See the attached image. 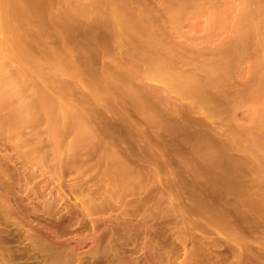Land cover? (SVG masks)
Returning <instances> with one entry per match:
<instances>
[{"label":"rangeland","instance_id":"rangeland-1","mask_svg":"<svg viewBox=\"0 0 264 264\" xmlns=\"http://www.w3.org/2000/svg\"><path fill=\"white\" fill-rule=\"evenodd\" d=\"M0 186V264H264V0H0Z\"/></svg>","mask_w":264,"mask_h":264},{"label":"bare ground","instance_id":"bare-ground-1","mask_svg":"<svg viewBox=\"0 0 264 264\" xmlns=\"http://www.w3.org/2000/svg\"><path fill=\"white\" fill-rule=\"evenodd\" d=\"M55 173V172H54ZM55 175V174H54ZM53 175V176H54ZM21 176H23V175H21ZM20 176V177H21ZM25 176V175H24ZM24 176L22 177V178H24ZM28 176V175H27ZM11 177V176H10ZM55 177V176H54ZM13 178V177H12ZM51 178V177H50ZM9 179V178H8ZM55 179H57V182L60 184V179H61V174L58 172V173H56V178ZM51 180H52V178H51ZM51 180H50V182H51ZM74 180H76V178H74ZM78 180V179H77ZM28 183V182H27ZM78 183H80L79 181L77 182V184H75L74 186H73V188L75 189L74 191H72L73 192V194L74 195H80L81 193V189L79 188V186H78ZM10 184V183H9ZM4 185V188H5V184H3ZM3 185H1L2 187H3ZM0 186V187H1ZM42 186V185H41ZM58 186V189H57V187L55 188V189H57L59 192L61 191V186L60 185H57ZM26 187V186H25ZM69 187V186H68ZM85 187V186H84ZM23 188V187H22ZM42 188V187H41ZM40 188V189H41ZM50 188H52V187H50ZM15 189V188H14ZM43 189V188H42ZM69 190H70V187L68 188ZM82 189H83V187H82ZM96 189V188H95ZM98 189V188H97ZM21 190V189H20ZM34 190V189H33ZM73 190V189H72ZM92 190H94V189H92ZM92 190H90V191H92ZM22 191V190H21ZM27 191V190H26ZM38 191H39V189H38ZM96 191V190H95ZM6 192H8L7 190H6ZM52 192V191H51ZM51 192H49L48 193V195H50V197L52 196L51 194H54V193H51ZM56 192V191H55ZM59 192L57 193L58 194V197H59ZM70 192H71V190H70ZM75 192V193H74ZM10 193V192H9ZM14 193V192H13ZM21 193H23V192H21ZM21 193H19L20 195H22ZM77 193V194H76ZM15 194V193H14ZM46 194V193H45ZM56 194V195H57ZM25 195H27V194H25ZM38 195V194H37ZM44 195V194H43ZM47 195V194H46ZM55 195V196H56ZM61 195V194H60ZM84 195H86L85 193H84ZM8 196V195H7ZM15 196H17V194H15ZM29 196V195H28ZM62 196V195H61ZM60 196V197H61ZM88 196L90 197V194H88ZM1 197H2V195H1ZM4 197V196H3ZM21 197V196H20ZM27 197V196H26ZM25 197V198H26ZM54 197V196H53ZM57 197V196H56ZM56 197H54V198H56ZM58 197H57V199H58ZM89 197H87V198H89ZM94 197V196H93ZM98 197V196H97ZM10 198V197H9ZM32 198V197H31ZM44 198H46L45 197V195H44ZM44 198H42V199H44ZM6 198L4 197V200H5ZM19 199V198H18ZM21 199V198H20ZM38 199V198H37ZM36 199V200H37ZM40 199H41V197H40ZM59 200H60V198H59ZM59 200H56L57 202H59ZM11 201H12V198H11ZM40 201V200H39ZM61 201V200H60ZM18 202V201H17ZM21 202V201H20ZM22 202H23V200H22ZM29 202V201H28ZM56 202V203H57ZM1 203V202H0ZM15 203V202H14ZM24 203V202H23ZM40 203V202H39ZM117 203V202H116ZM53 204V203H52ZM54 204H55V202H54ZM118 204V203H117ZM13 205V204H12ZM31 205V204H30ZM36 205V204H35ZM3 206V205H2ZM24 207L26 206V205H23ZM22 205H19L18 207H17V212L16 213H19L18 215H20V216H22V214H24V213H26V211L25 210H27L26 208H24ZM38 206V205H37ZM57 206H58V203H57ZM0 207H1V204H0ZM4 207V206H3ZM2 207V208H3ZM27 207H28V205H27ZM30 207V206H29ZM60 207V206H59ZM106 207V206H105ZM31 208V207H30ZM35 208V211H36V207H34ZM52 208V207H51ZM54 209H55V206L53 207ZM58 208V207H57ZM6 209H7V207H6ZM32 209V208H31ZM52 210L51 211V213L54 215V213H55V210ZM99 209V208H98ZM137 209V208H136ZM136 209H134L133 211H132V213L136 210ZM10 210V209H9ZM8 210V211H9ZM39 210V209H38ZM58 210H62V209H58ZM0 211H1V209H0ZM7 211V212H8ZM32 211V210H31ZM6 212V213H7ZM28 212V211H27ZM38 211H36V213H37ZM4 213H5V211H4ZM11 213H12V211H11ZM71 213V212H70ZM100 213V212H99ZM102 213V212H101ZM130 213V212H129ZM128 213V214H129ZM151 213V212H150ZM26 214H28V213H26ZM31 214H32V212H31ZM56 214H57V212H56ZM131 214V213H130ZM133 214H136V212L135 213H133ZM3 215V214H2ZM4 215H6V214H4ZM8 215V214H7ZM11 215V214H10ZM15 215V214H14ZM33 215V214H32ZM34 215H35V213H34ZM33 215V216H34ZM132 215V214H131ZM36 216V215H35ZM39 216V215H38ZM127 216V215H126ZM124 217V216H123ZM34 218H36V217H34ZM4 219L5 220H3L2 218H1V220H0V223H1V225L3 224V225H5V227L7 226L8 227V225H15V226H22V224H21V222H22V220L20 219V218H18V217H16V215L15 216H13V214H12V216H9L8 215V219L6 218V217H4ZM7 219V220H6ZM16 219V220H15ZM147 219V218H146ZM127 224V223H126ZM132 225V224H131ZM70 226V225H69ZM144 228V227H143ZM143 228H140L139 230H137L136 232H135V234L132 236V235H130L129 233L127 234L126 232L125 233H119V229H118V231H117V227H114L113 229H112V233L115 235L116 234V236H117V239L120 241V240H122V239H125L126 241H132L133 240V238H137L139 235H142L141 237L143 238V239H145V241H144V243L141 245V246H135L134 247V249H133V255H134V257L133 258H127V256L126 257H124L125 255L123 254V252H119L118 251V249L116 250V249H113L114 248V245L112 244V246H113V248L112 247H108V248H106L107 249V251H105V252H103V253H105L104 255H103V253H102V257H97L98 259L100 258L101 260H103V261H101V262H103L102 264H173V263H170L169 262V260H170V257H172L171 255H177L178 253L176 252L177 250L175 249V247H174V245L173 246H168V247H164L163 245V247L161 246V247H159V246H157V245H153V247L151 248L150 247V249H148L147 247H146V244H147V240H149L150 238V236L149 235H147V231H145ZM146 228V227H145ZM149 229V228H148ZM62 230V229H61ZM39 231V230H38ZM52 231V235H54L55 237H59L60 238V234H62V233H59V232H57L56 230H54V229H52L51 230ZM50 231V232H51ZM63 231V230H62ZM12 232V231H11ZM19 232V230H16V231H14V232H12L13 234V238L15 239L16 238V240H18L19 242L20 241H23V238L24 237H22V236H20V233L17 235V233ZM21 232V231H20ZM4 233V232H3ZM29 233H31V235H32V238H33V240H34V242H36V244H38L39 246L41 245L42 247H48V248H45V250L44 249H42L43 251V253L45 254L46 252H49V253H46L45 254V256L43 257V259H45V260H47L48 258H49V260H50V258H51V260L52 261H54L53 259H59V258H61V259H63V257H64V259L65 260H70L73 264H82V260H83V257L82 256H79L77 253H76V251L74 250V249H72V248H68L67 247V245H62V244H60V243H57V241H49L48 240V238H47V236H45V235H43V233L41 234V233H39V232H37L36 230H32L31 232H29ZM58 233H59V235H58ZM46 234V233H45ZM105 234V233H104ZM22 235V234H21ZM29 235V234H28ZM31 235H29V236H31ZM51 235V234H50ZM180 235V234H179ZM183 235V234H182ZM16 236V237H15ZM46 237V238H45ZM102 237H104V236H101L100 238L102 239ZM180 237H182V236H180ZM186 237V236H185ZM29 238V237H28ZM31 237H30V239H32ZM53 238V237H52ZM184 238V237H183ZM25 239V238H24ZM56 239V238H55ZM99 239V238H98ZM101 239H100V241H101ZM180 239V238H179ZM182 239V238H181ZM40 240V241H39ZM31 241V240H30ZM134 241V240H133ZM132 241V243H135V242H133ZM154 241V240H153ZM170 241V240H169ZM31 242H33V241H31ZM40 242H41V244H40ZM103 242V241H102ZM131 243V242H130ZM170 243V242H169ZM184 245H185V243H184ZM36 246V245H35ZM40 246V247H41ZM129 246H131V245H129ZM148 246V245H147ZM105 247L106 246H104V248L102 249V250H104L105 249ZM196 247V246H195ZM199 247V246H198ZM28 248V247H27ZM26 248V250H25V248H24V250H22L21 249V251H26L25 253H29V250H32V249H30L29 248V250ZM33 249H34V247H32ZM191 248V247H190ZM189 248V249H190ZM128 249V248H127ZM178 249V248H177ZM192 250L194 249V248H191ZM199 249V248H198ZM205 249V248H204ZM3 250V249H2ZM35 250V249H34ZM123 250V249H122ZM121 250V251H122ZM129 250V249H128ZM128 250H127V252H128ZM20 251V252H21ZM33 251V250H32ZM78 251V250H77ZM125 251V250H124ZM148 252V254H149V256L150 257H148V258H150L149 260H151L150 262L148 261V259H144V257L142 258L141 257V254H145V252ZM180 251V250H179ZM196 251V250H195ZM200 250H197V252H199ZM214 251V250H213ZM9 253H8V256L6 257V264H10L11 262H12V260L14 261H16V259H15V257H13L14 256V254L13 253H16L17 252V250H15V252H10V250L8 251ZM31 252V251H30ZM34 252V251H33ZM176 252V254H174ZM191 252V251H190ZM189 252V253H190ZM192 252H194V251H192ZM19 253V252H18ZM17 253V254H18ZM126 253V252H125ZM205 253H206V250H205ZM92 254V253H91ZM198 253H196L195 254V258H196V255H197ZM29 255L31 256L32 254H30L29 253ZM33 255H35V253L33 254ZM31 256V257H33V258H35V257H37V256ZM182 255V254H181ZM180 255V256H181ZM203 255V254H202ZM25 255H18V256H16V258H22V259H24L25 257H24ZM39 256H41V255H39ZM190 256V255H189ZM191 256H192V254H191ZM200 256V255H199ZM198 256V257H199ZM24 257V258H23ZM28 257V256H27ZM165 258V260H164V258ZM188 257V256H187ZM194 257V256H193ZM3 258H4V256H3ZM29 258V257H28ZM27 258V259H28ZM191 258V257H190ZM195 258H193V259H195ZM205 258V257H204ZM30 259V258H29ZM39 259V258H38ZM99 259V260H100ZM162 259L165 261H162ZM200 259V258H199ZM1 260V259H0ZM18 260V259H17ZM89 260V259H88ZM198 260V259H197ZM48 261V260H47ZM62 261V260H61ZM182 261V260H181ZM185 261V260H184ZM196 261V260H195ZM199 261V260H198ZM204 261V260H203ZM202 261V262H203ZM208 261V260H207ZM5 261L3 260V263H4ZM58 262V261H57ZM75 262V263H74ZM97 262H98V260H97ZM187 262V261H186ZM185 262V263H186ZM197 262V261H196ZM2 263V262H1ZM2 263V264H3ZM99 263V262H98ZM188 263V262H187ZM12 264H14L13 262H12ZM26 264H28V262L26 263ZM184 264V263H183ZM196 264V263H195ZM207 264V263H206Z\"/></svg>","mask_w":264,"mask_h":264}]
</instances>
